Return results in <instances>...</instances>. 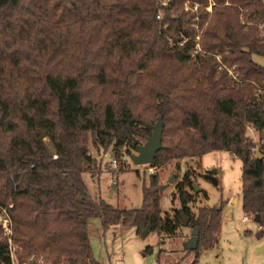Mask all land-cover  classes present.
Here are the masks:
<instances>
[{
  "label": "trees",
  "instance_id": "16d2710c",
  "mask_svg": "<svg viewBox=\"0 0 264 264\" xmlns=\"http://www.w3.org/2000/svg\"><path fill=\"white\" fill-rule=\"evenodd\" d=\"M161 1L0 0V204L13 222L12 249L0 227V264H102L90 218L170 234L181 211L199 227L197 261L222 206L191 210L189 171L173 215L161 213L156 174L139 208L95 200L83 179L96 173L90 142L120 158L158 118L164 148L149 165L231 151L243 211L264 236V66L252 57L264 53V0Z\"/></svg>",
  "mask_w": 264,
  "mask_h": 264
},
{
  "label": "rangeland",
  "instance_id": "374dc122",
  "mask_svg": "<svg viewBox=\"0 0 264 264\" xmlns=\"http://www.w3.org/2000/svg\"><path fill=\"white\" fill-rule=\"evenodd\" d=\"M252 57L264 66V53H253ZM248 134L254 141H259L255 130L250 129ZM136 152L135 146H128L119 158L112 147L105 150L90 142L96 173L84 172L83 179L95 200L103 199L120 208H139L143 202L142 188L148 186L151 175L156 174L160 185H164L160 195L161 213L173 215L176 209H181L176 184L189 171L193 187L187 189L196 194V200L188 206L194 213L199 207L222 206L221 232L214 245L202 249L195 261L196 251L185 247L192 225L182 222L170 234L146 233L145 229L139 233L134 226L121 224L104 228L100 219L93 217L89 219V236L94 255L102 264H264V249H258V245L264 244V236L257 237L259 226L254 219L242 220L245 212L240 158L227 149L213 150L202 156L172 160L162 167H155L135 164L131 155ZM212 177L218 182L215 183Z\"/></svg>",
  "mask_w": 264,
  "mask_h": 264
},
{
  "label": "water",
  "instance_id": "95a60500",
  "mask_svg": "<svg viewBox=\"0 0 264 264\" xmlns=\"http://www.w3.org/2000/svg\"><path fill=\"white\" fill-rule=\"evenodd\" d=\"M162 136H163V120L162 118H158L156 123L154 124L152 134L149 135L146 140L142 143H134L137 152L132 153V160L135 164H150L154 161L156 152L162 148H164V145L162 143ZM256 157L261 159L264 157V154L260 152V150H255ZM174 176L171 177V180L173 181ZM215 183H217V179L215 177H212ZM197 190L200 189L198 184H194ZM164 188V185L161 186V189ZM182 215V222L185 225H189V216H187L183 211H181ZM254 220L256 222L259 221V216L256 214L254 217ZM193 229L191 232V237L189 240L185 243V247L187 249H196L199 245V227L196 225H192ZM145 232L147 233L148 230L145 229ZM34 259V258H33Z\"/></svg>",
  "mask_w": 264,
  "mask_h": 264
},
{
  "label": "built area",
  "instance_id": "2783aa9c",
  "mask_svg": "<svg viewBox=\"0 0 264 264\" xmlns=\"http://www.w3.org/2000/svg\"><path fill=\"white\" fill-rule=\"evenodd\" d=\"M163 4H166V1H161ZM198 7V4H194L193 6H190L189 3H186L185 9L186 10H196ZM208 9H211V5L208 7ZM158 17H161L160 14H158ZM199 36H197V39ZM172 41V40H171ZM182 43V42H180ZM252 129V128H250ZM259 150V147L256 148V150ZM56 156V155H55ZM113 163L116 164V159H113ZM10 204L9 206H11ZM254 214L245 213L242 217L243 221H247L248 219L252 218L254 219ZM259 226V225H258ZM0 227L3 230V233L8 237V241L10 244V249L13 248L12 246V234H13V222L11 215L9 213L8 206L0 204ZM6 264V263H4ZM11 264H24L23 262H19L14 258V255L12 254V261Z\"/></svg>",
  "mask_w": 264,
  "mask_h": 264
},
{
  "label": "crops",
  "instance_id": "0c3cea01",
  "mask_svg": "<svg viewBox=\"0 0 264 264\" xmlns=\"http://www.w3.org/2000/svg\"><path fill=\"white\" fill-rule=\"evenodd\" d=\"M237 199H238V198H237ZM190 237H191V236H190ZM188 240H189V239H188ZM188 240H187V241H188ZM258 249H259V250H260V249H261V250L264 249V244H260V245H258Z\"/></svg>",
  "mask_w": 264,
  "mask_h": 264
}]
</instances>
